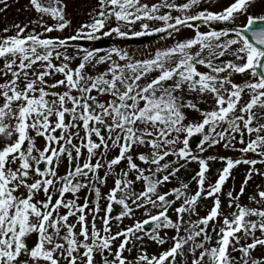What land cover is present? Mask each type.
Segmentation results:
<instances>
[{
    "label": "snow or ice",
    "instance_id": "snow-or-ice-1",
    "mask_svg": "<svg viewBox=\"0 0 264 264\" xmlns=\"http://www.w3.org/2000/svg\"><path fill=\"white\" fill-rule=\"evenodd\" d=\"M216 3L97 0L74 26L30 0L0 29V264H264V0ZM113 37L156 44L80 43Z\"/></svg>",
    "mask_w": 264,
    "mask_h": 264
},
{
    "label": "rangeland",
    "instance_id": "rangeland-1",
    "mask_svg": "<svg viewBox=\"0 0 264 264\" xmlns=\"http://www.w3.org/2000/svg\"><path fill=\"white\" fill-rule=\"evenodd\" d=\"M65 2L67 3V6L69 4V7L70 5L74 6L73 9L67 10V12H68L69 17L73 20V25L75 26L77 23L86 21L88 19V13L96 6L97 0H65ZM7 3L9 7L4 12H0V29H3L4 27L11 28L15 24H20L21 26H23L24 24H28L30 21H34L38 18V14L35 11V9L32 7V5L30 4V0H7ZM223 3H225V0H217V3L212 6V10H219L220 6H222ZM2 6L3 5H0V7ZM262 8H264V4H258L255 10L259 12L261 11ZM54 35H62V34L54 33ZM183 35L190 36L191 32L188 30H185L183 32ZM90 43H95L97 46L105 48V49L110 46H113L114 44L123 45L126 48H128L130 52H133L136 56H141L144 54L145 50L148 49L146 47L149 44L148 45H145V44L153 43L152 46H154L156 44V41H155V38L153 37L130 38L128 40H118L117 38L113 37V38H104L97 42L82 41L83 46H90ZM197 148H195L194 151ZM220 154L221 155H234V156L240 155L238 152H226L224 150H221ZM221 166H222L221 163L214 162L212 164V169L213 171H215ZM192 167L196 168L197 165L193 163ZM247 167L248 166L246 165H241V166H238L234 170V174L236 176L235 186L237 189L239 188L240 182L243 179L244 170ZM181 176H183V170L181 171ZM228 183L229 185H231V179L229 180ZM255 183H259V178L255 180ZM225 190H227V188ZM248 191L251 192L252 189L249 188ZM242 200L244 202H247V196L242 197ZM208 203L210 205L211 201L209 200ZM200 214L205 215L206 211L202 209ZM149 250L154 251L156 249L154 247H150Z\"/></svg>",
    "mask_w": 264,
    "mask_h": 264
}]
</instances>
